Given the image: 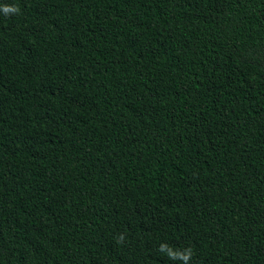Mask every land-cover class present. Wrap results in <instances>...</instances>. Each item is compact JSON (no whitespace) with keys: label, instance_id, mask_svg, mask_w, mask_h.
<instances>
[{"label":"trees","instance_id":"trees-1","mask_svg":"<svg viewBox=\"0 0 264 264\" xmlns=\"http://www.w3.org/2000/svg\"><path fill=\"white\" fill-rule=\"evenodd\" d=\"M189 248L264 264V0H0V264Z\"/></svg>","mask_w":264,"mask_h":264},{"label":"clouds","instance_id":"clouds-1","mask_svg":"<svg viewBox=\"0 0 264 264\" xmlns=\"http://www.w3.org/2000/svg\"><path fill=\"white\" fill-rule=\"evenodd\" d=\"M2 11L5 14H15V13H18L20 9L16 6H3ZM124 239L125 237L123 236V234H121L118 242H123ZM166 247L168 246L162 244L160 246V251H164ZM192 255H193L192 250L189 248L185 250L184 252H173L171 253L169 257L172 259H177V258L181 259L184 262V264H188V261L192 258Z\"/></svg>","mask_w":264,"mask_h":264}]
</instances>
